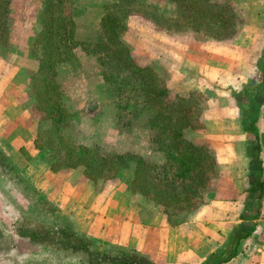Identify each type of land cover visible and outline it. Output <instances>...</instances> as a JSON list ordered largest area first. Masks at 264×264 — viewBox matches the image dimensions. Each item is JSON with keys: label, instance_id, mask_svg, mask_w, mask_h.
<instances>
[{"label": "trees", "instance_id": "trees-1", "mask_svg": "<svg viewBox=\"0 0 264 264\" xmlns=\"http://www.w3.org/2000/svg\"><path fill=\"white\" fill-rule=\"evenodd\" d=\"M11 2L0 0V45L8 40ZM65 2L42 0L39 13L37 69L32 72L37 95L31 108L39 116L35 148L46 153L52 171L76 169L94 184L128 172V189L162 206L168 221L176 224L204 203L205 194L219 173L212 148L189 136L203 127L201 116L205 98L194 90L171 95L165 77L160 76L155 66L138 62L124 40L127 21L136 16L168 35L183 33L195 35L200 40L226 41L237 34L242 12L227 0H113L103 5L104 13L100 29L94 34L95 42L76 41L73 44L81 45L87 52L88 46L92 45V52L103 53V56H97L101 66L105 67L101 78L112 86L109 92H117L118 103L126 88L136 91L127 99L140 98L135 102L140 101L143 103L141 109L150 112L149 149L162 158L155 161L146 152L132 149L101 152L97 145L82 144L72 137L73 115L62 101L61 84L56 78L58 63L64 61L59 58L61 48L63 46L65 51L69 48L70 37L75 32L74 16L65 14ZM256 67L258 76L250 77L238 89H230L238 108L241 130L254 144H258L256 123L264 100V60ZM257 155L258 177L256 180L251 178L250 183L260 198L264 183ZM0 175L6 176L11 183L31 187L40 210L50 215L60 213L55 204L23 178L12 158L1 147ZM66 219L56 224L39 221L37 237L26 235L36 245L65 252L66 256L75 258V263L156 264L143 254L119 246L101 248L93 239L78 232L69 218ZM250 231L251 227L247 233ZM2 241L0 231V243Z\"/></svg>", "mask_w": 264, "mask_h": 264}, {"label": "rangeland", "instance_id": "rangeland-1", "mask_svg": "<svg viewBox=\"0 0 264 264\" xmlns=\"http://www.w3.org/2000/svg\"><path fill=\"white\" fill-rule=\"evenodd\" d=\"M111 1L113 0H66L65 2V14L74 16L75 32L73 31L70 37L69 48L66 51L63 46L61 48L59 58H63L64 61L58 63L56 78L61 84L62 101L73 115L72 137L82 144L97 145L101 152L132 149L136 152H146L153 160L161 161V156L159 157L155 151L152 152L149 149L151 145L148 138L150 112L141 109L143 103L138 100L135 102L140 98L127 99V97H133L136 91L126 88L118 103L117 92H109L112 86L103 82L101 78V72L105 67L101 66L97 56L99 54L103 56V53L92 52V45L88 46L89 52L79 44L73 45L76 41L78 43L88 41L92 44L95 42L94 34L100 29V20L104 13L103 5ZM42 5V0H12L8 40L0 45V86L12 99H15L18 105L27 110L24 117L20 114L16 120L15 116L11 124L12 128L7 131L9 134L6 139L11 143L9 142L4 148L8 151L12 148L15 138L21 135L31 138L34 145V139L39 130V116L33 113L31 106L35 103L37 95V83L32 81L34 77L32 72L37 69L36 41L40 30L39 13ZM127 24L128 30L124 32L123 38L130 45L136 60L141 64L155 66L158 73H161L160 76L165 77L171 95L181 91L185 94L190 90L203 94L205 98V108L201 116L203 127L189 133L191 139L211 146L214 153L219 152L224 155L231 153V150L234 153H243L242 138L245 136L239 130L240 117L230 89L233 87L238 89L242 84H246L250 77L258 76L257 67L253 66L250 69L246 78L242 79L244 81L238 83L239 86L236 84V87H232L229 82H235L237 78L231 77L232 73L229 72L231 66L226 62L217 59L215 64H210L209 57H207V63L203 60L198 61L204 57L198 45H195L201 43L199 38L194 37L195 35L186 34L169 39L159 32L164 38L157 34L151 36L149 28H152V25L136 16L130 17ZM177 39L176 45L178 44L183 52L185 50L187 57L184 54L181 55L184 56L181 60L171 58L168 61L163 56L162 46L163 44L165 46L168 41L171 43L172 40L177 41ZM185 58L187 61L184 60ZM209 71L216 72L219 81L207 79L205 74H209ZM213 76H215L214 73ZM2 99L4 102L7 97L4 96ZM3 102L0 103V109L7 110L5 107H10V101ZM247 148L251 147L244 149L247 150ZM251 151L254 153V150ZM12 153L9 156L13 157L16 167L23 168L25 156L17 157ZM37 155L42 164H47L45 152L37 149ZM76 171L78 175H72V177L79 179L82 173L79 170ZM129 178L128 172L124 171L114 178L99 180L95 184V189L104 191L113 187L118 188L117 193L119 192L120 198L117 196L114 200H120L125 196L122 192L125 193L128 188ZM32 190L31 187H25L23 183H11L7 177L0 175V231L3 234V241L0 243V264L3 262V264H20L21 261L24 264H37V251H30L27 246L20 244L15 246L11 241V245L15 246V249L11 246L14 252L9 250L3 252L4 235L7 231H19L25 236L28 234L35 238L37 222L56 224L68 218L66 213L50 215L40 210L37 196ZM62 192L65 191L62 190ZM55 194L62 195L60 191ZM42 196L47 198L48 195ZM14 216H17L16 220ZM61 257V255L58 256L59 260L63 259Z\"/></svg>", "mask_w": 264, "mask_h": 264}, {"label": "crops", "instance_id": "crops-1", "mask_svg": "<svg viewBox=\"0 0 264 264\" xmlns=\"http://www.w3.org/2000/svg\"><path fill=\"white\" fill-rule=\"evenodd\" d=\"M227 1L242 12L237 34L230 40H201L200 44L195 45H198L204 57L198 61L207 63L209 57L210 64L220 59L231 66V77L237 80L229 83L236 87V84L244 81L242 79L246 78L253 66L264 60V0ZM149 30L151 36L157 34L169 39L186 35H168L153 26ZM176 43L178 39L171 43L168 41L165 46L163 44L166 60H181L184 57L181 55H187ZM184 60L187 61L186 58ZM205 75L209 80L219 81L214 71ZM179 94L184 93L181 91ZM4 96L7 99L3 102ZM7 100L10 101V107H5L7 110L0 109V129H4L0 130L2 149L11 143L6 137L15 116L17 120L18 115L24 117L27 113L0 86V103ZM256 125L258 144L251 143L240 126L239 130L245 136L242 138L243 153H234L232 150L224 155L214 153L219 173L205 194L204 203L176 224L168 221L162 206L132 193L128 188L125 193L122 192L124 198L114 200L119 196L118 188L96 190V185L83 174L79 179L72 177L78 175L76 169L52 171L48 162L45 165L40 162L31 138L22 135L16 137L13 146L10 145V151H5L8 155L13 152L17 157L25 156L24 167L19 168L23 178L42 195L47 194V198L60 209V214L66 213L74 228L93 239L101 248L119 246L143 254L156 264H264V186L258 198V192L251 189L250 183L251 178L256 180L258 177L256 154L264 183V100L259 108ZM244 146L251 148L246 150ZM56 189L62 193L61 196L55 194ZM14 218L16 220L17 216ZM250 227L251 231L247 233ZM6 233L3 252H14L11 248L15 249L20 244L27 246L30 251H37V264H83L80 261L75 263V258L66 256L65 252L36 245L27 236L14 230ZM11 241L15 246L11 245ZM59 255L63 259L59 260ZM20 264L24 263L21 261Z\"/></svg>", "mask_w": 264, "mask_h": 264}]
</instances>
